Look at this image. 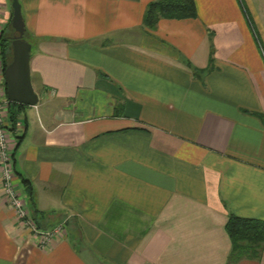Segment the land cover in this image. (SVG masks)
<instances>
[{
  "label": "crops",
  "instance_id": "0c3cea01",
  "mask_svg": "<svg viewBox=\"0 0 264 264\" xmlns=\"http://www.w3.org/2000/svg\"><path fill=\"white\" fill-rule=\"evenodd\" d=\"M151 1L18 0L37 102L6 108V152L37 232L58 229L38 246L0 164V264H264V243L226 263L224 231L264 220V0L147 28Z\"/></svg>",
  "mask_w": 264,
  "mask_h": 264
},
{
  "label": "trees",
  "instance_id": "16d2710c",
  "mask_svg": "<svg viewBox=\"0 0 264 264\" xmlns=\"http://www.w3.org/2000/svg\"><path fill=\"white\" fill-rule=\"evenodd\" d=\"M195 15L196 11L193 0H153L146 4L142 15V24L147 28H152L160 17L182 19L193 18ZM11 32L10 27H8L6 32L0 34V57L2 61L5 59L7 53L9 44L8 35ZM209 60L211 61V57H209ZM12 105L24 107L21 104L8 102L7 108ZM256 115L264 124V116L260 113ZM9 117H11V114ZM20 181L25 185L28 182L24 178H21ZM26 190L28 193L30 192L28 186ZM224 231L230 242L226 263H233L241 257H258L260 247L264 243V220L229 214L224 223Z\"/></svg>",
  "mask_w": 264,
  "mask_h": 264
},
{
  "label": "water",
  "instance_id": "95a60500",
  "mask_svg": "<svg viewBox=\"0 0 264 264\" xmlns=\"http://www.w3.org/2000/svg\"><path fill=\"white\" fill-rule=\"evenodd\" d=\"M10 8L8 49L3 61L2 78L8 102L23 106H34L37 94L34 92L28 68L30 44L25 38V29L18 0H8Z\"/></svg>",
  "mask_w": 264,
  "mask_h": 264
},
{
  "label": "built area",
  "instance_id": "2783aa9c",
  "mask_svg": "<svg viewBox=\"0 0 264 264\" xmlns=\"http://www.w3.org/2000/svg\"><path fill=\"white\" fill-rule=\"evenodd\" d=\"M2 68L3 62L2 58L0 57V76L2 75ZM8 100L1 96L0 90V164L3 165L1 169V178H2V189L9 201L11 207L16 210V214L18 219L20 218L21 221L29 227V229L34 232V234H38V246L43 247L44 243L47 242L48 239L55 234L58 228H54L50 232H37L36 224L33 220L28 216L26 212V208L24 207V203L21 200L20 192L14 189V185L12 183V172L11 167L9 164V155L6 152V142L4 138V130L2 129V124L5 119L6 115V108H7Z\"/></svg>",
  "mask_w": 264,
  "mask_h": 264
},
{
  "label": "rangeland",
  "instance_id": "374dc122",
  "mask_svg": "<svg viewBox=\"0 0 264 264\" xmlns=\"http://www.w3.org/2000/svg\"><path fill=\"white\" fill-rule=\"evenodd\" d=\"M3 61H4V60H3ZM3 61H2V62H3ZM19 194H20V193H19ZM20 195H21V197H22V194H20Z\"/></svg>",
  "mask_w": 264,
  "mask_h": 264
}]
</instances>
